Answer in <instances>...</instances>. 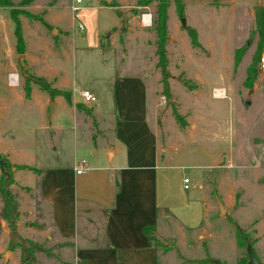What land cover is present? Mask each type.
Here are the masks:
<instances>
[{
    "label": "rangeland",
    "instance_id": "1",
    "mask_svg": "<svg viewBox=\"0 0 264 264\" xmlns=\"http://www.w3.org/2000/svg\"><path fill=\"white\" fill-rule=\"evenodd\" d=\"M180 1L182 14L174 0L167 8L170 76L166 88L155 53V1L140 5V0H83L81 4L0 0V160L5 163L0 177L8 173L5 183L12 177L7 188L19 205V216L9 225L1 215L0 195V264H72V256L59 250L60 243L44 221L40 171L21 169L20 176L14 166L48 165L70 157L74 146L68 132L75 119L80 129L78 156L96 162L90 147H101L102 137L107 136L96 111L112 108L108 97L116 76L139 74L148 84V108L155 114L162 146L184 147L210 158L203 169H185L192 178L199 176L197 185L204 192L208 211L203 229L190 241H182L175 227H163V235L151 231L160 260L169 253L179 264L186 255L214 258L220 264L246 263L250 245L264 263V76L258 70L264 39L257 28L264 0ZM11 10L21 25L25 70L16 50ZM127 10L132 15L121 28V13ZM144 14L150 15L151 25L142 24ZM80 23L83 29L78 28ZM190 30L195 31L198 46L192 44ZM95 44L100 48H93ZM36 78L54 94L43 90ZM82 89L89 90L96 102L84 103L79 96ZM64 92H71V104ZM50 101L59 102L52 119L47 115ZM57 119L68 135L59 140L61 145L58 133L44 130ZM30 173H37L35 181ZM216 197L225 209L223 215ZM237 228L244 240L241 246ZM12 230L32 246L23 249L19 244L8 253ZM182 244H186L183 251Z\"/></svg>",
    "mask_w": 264,
    "mask_h": 264
},
{
    "label": "crops",
    "instance_id": "2",
    "mask_svg": "<svg viewBox=\"0 0 264 264\" xmlns=\"http://www.w3.org/2000/svg\"><path fill=\"white\" fill-rule=\"evenodd\" d=\"M92 46L100 48L99 44ZM108 99H112V108L96 111L107 136L102 137L101 147H90L97 161L89 160L90 168L84 174L75 172L77 164L86 161L75 148L80 141L76 119L68 132L74 146L70 157L48 165H17L40 171L38 192L44 221L60 243L59 250L72 256V264H179L169 253L160 260L144 228L151 226L163 235V227H175L182 241H190L192 234L203 229L208 211L204 192L197 185L199 176L192 178L185 169H201L209 155L162 146L142 75L116 76ZM55 103L50 119L59 104ZM48 128L58 133L57 144L64 135L68 137L61 119L44 126ZM23 173L19 169L17 175ZM35 174L28 176L35 181ZM185 176L190 179L188 189L184 188Z\"/></svg>",
    "mask_w": 264,
    "mask_h": 264
},
{
    "label": "trees",
    "instance_id": "3",
    "mask_svg": "<svg viewBox=\"0 0 264 264\" xmlns=\"http://www.w3.org/2000/svg\"><path fill=\"white\" fill-rule=\"evenodd\" d=\"M155 1V13H156V20H155V28H154V33H155V53L158 56L157 60V66L160 69L161 72V80L163 82L164 87H168V78H169V72L167 71V63H168V56H167V49H166V44H167V39H168V31H167V8L169 5V0H140V5H144L146 3ZM179 14H182L183 12V4L181 3L180 0H174ZM11 17L15 23V37L17 40L16 44V50L18 53H24V42H23V36L21 33V25L20 21L18 20L17 16L13 13L11 10ZM44 24L48 25L46 22ZM257 28L260 31L261 37L264 39V10H262V14L258 13L257 15ZM189 35L191 38V42L194 46H198V41L196 38V33L194 30L189 31ZM259 60V58H258ZM35 82L41 86L43 90L46 91H52L50 89V86L46 83L43 82L41 78H36ZM26 96H29V86H26ZM167 91V90H166ZM54 94V92L52 91ZM66 101L68 104H71V92H64L63 93ZM166 97H169V92H166ZM176 118L179 120V116L176 114ZM183 124V122H182ZM16 169H29L31 171L39 172L38 169L34 167H29L27 165H15L14 166ZM6 174H2L0 177V195L2 197V202H3V207L1 211L2 218L5 219L9 225H12L16 222L18 216H19V205L17 202V199L14 194H12L8 190V186L12 183V177L9 178L7 183L4 182ZM117 184V182H116ZM144 231L146 234H148L149 239L151 240L150 237V232L152 231V227L148 226L144 228ZM237 241L238 244L241 246L244 243V240L242 239V232L239 228H237ZM247 253V252H246ZM255 254V253H254ZM256 256V255H255ZM248 258V256H247ZM258 259V258H257ZM244 261V260H243ZM239 262V264H245V262ZM183 264H220V261L214 258H204V259H186L184 260Z\"/></svg>",
    "mask_w": 264,
    "mask_h": 264
},
{
    "label": "water",
    "instance_id": "4",
    "mask_svg": "<svg viewBox=\"0 0 264 264\" xmlns=\"http://www.w3.org/2000/svg\"><path fill=\"white\" fill-rule=\"evenodd\" d=\"M130 15H132V12L130 10H127V11H124V12L121 13V16H122V26H121V28L124 27L126 18L128 16H130ZM181 25L184 28H187L186 19L185 18H181ZM20 58H21L20 63H21V65L23 66V68L25 70L26 66H25L24 62L22 61V59L24 58V54H21ZM55 104L56 103L54 101H50L49 102V106H48V117L49 118L51 116V113L53 111V108H54ZM3 164H5V163L2 160H0L1 168L4 166ZM5 174L8 175L7 172ZM216 200H217L219 212H220L221 215H223L224 212H225V209H224L221 201L217 197H216ZM9 236H10V246H9L8 253H10L15 248V246L19 245V244L22 245L23 249H25L26 247H31L32 246V244H30L26 239L21 238L18 235V232L16 230H12L9 233ZM246 252H247L248 260H247V262L245 264H264L260 260L257 259V257L254 254V251H253V249H252V247L250 245L247 246Z\"/></svg>",
    "mask_w": 264,
    "mask_h": 264
},
{
    "label": "built area",
    "instance_id": "5",
    "mask_svg": "<svg viewBox=\"0 0 264 264\" xmlns=\"http://www.w3.org/2000/svg\"><path fill=\"white\" fill-rule=\"evenodd\" d=\"M73 2L75 4H81L83 2V0H73ZM71 8H72V10H77L78 9L77 6H72ZM141 21H142V24L145 25V26L151 25V17H150V15L149 14H144L142 16ZM78 28L79 29H83V25L80 23L78 25ZM258 70L264 76V53H262L259 56ZM11 82L14 83V79H11ZM79 96L86 103H94V102H96V97L89 90H86V89L79 90ZM89 168H90L89 164L86 161L82 160L75 167V172H76V174H84L86 171L89 170ZM183 183H184V188L188 189L189 186H190L189 185L190 184L189 177L185 176L183 178Z\"/></svg>",
    "mask_w": 264,
    "mask_h": 264
},
{
    "label": "bare ground",
    "instance_id": "6",
    "mask_svg": "<svg viewBox=\"0 0 264 264\" xmlns=\"http://www.w3.org/2000/svg\"><path fill=\"white\" fill-rule=\"evenodd\" d=\"M215 96V95H214Z\"/></svg>",
    "mask_w": 264,
    "mask_h": 264
}]
</instances>
